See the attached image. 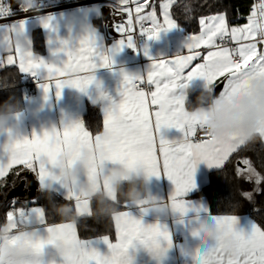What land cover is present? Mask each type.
Masks as SVG:
<instances>
[{
  "label": "snow or ice",
  "instance_id": "obj_1",
  "mask_svg": "<svg viewBox=\"0 0 264 264\" xmlns=\"http://www.w3.org/2000/svg\"><path fill=\"white\" fill-rule=\"evenodd\" d=\"M173 2L163 0L159 3L158 16L156 3H149V0H119V7L115 11L121 14V22L114 24L116 32L121 35L117 50L124 46L135 49L139 36L156 39L161 31L176 28L178 23L170 13ZM7 11V7L0 4V16ZM192 11L190 5L185 6L186 17ZM123 13H127L126 22ZM198 23L199 34L190 35L185 43L187 54L183 52L171 59L152 60L143 77L126 73L123 75L118 107L106 110L103 119V126L111 133L109 158L127 160L130 167L143 162L156 177L166 175L175 186L171 196L172 205L182 216L189 211L190 206L183 197L196 186L193 174L197 163L205 162L209 167L223 170L230 158L244 148L206 137L199 138L198 132L202 131L200 118L182 111L183 100L176 94V90L185 82L202 78L214 87H221L219 94L224 95L236 90L242 75L257 68L264 71V0L252 6L251 14L242 26H231L224 14L201 17ZM137 25L138 33L134 31ZM48 26L46 23L45 27ZM19 28L23 29V23ZM63 50L67 59L62 66L47 63L35 57L31 51L27 57L19 53L8 55L0 63L18 65L20 71L32 75L46 72L47 79L41 86L46 94L54 86L57 97L66 84L83 90L92 82V78L80 77H86L87 73L98 66L110 67L112 64L110 55L98 51L90 36L82 38L75 49ZM144 51L147 55L146 47ZM69 74L73 78L66 80ZM140 84L154 86L155 90L150 88L146 93L139 87ZM161 126L178 129L182 138L169 142L157 137V130ZM90 139L89 132L80 122L60 130L53 128L42 135L34 134L30 139L24 138L13 145L7 164H0V179L8 176L14 166H20L12 174H18L20 170H31L44 181L51 176L49 166L55 162L58 152L72 148L74 141L87 142ZM235 174L252 185L251 190L240 193L245 199L253 200L264 191L260 188L264 184V174L257 170L251 159L237 160ZM68 198L73 197L70 194ZM77 207L83 215H87L86 205L81 207L78 202ZM16 211L22 221L36 217L42 224L48 225L49 232L55 230L57 234L69 236L77 233L73 225L49 224L43 208H31L29 211L32 215L23 208ZM7 215L9 220H13L12 210L7 211ZM224 219L235 222L236 217L227 216ZM112 222L115 226L116 246H126L145 232L171 242L168 231L162 226L152 225L146 229L127 211L114 217ZM105 243L113 246L107 237ZM204 264H264V228L254 225L251 232L245 235L239 261L211 254Z\"/></svg>",
  "mask_w": 264,
  "mask_h": 264
},
{
  "label": "clouds",
  "instance_id": "obj_2",
  "mask_svg": "<svg viewBox=\"0 0 264 264\" xmlns=\"http://www.w3.org/2000/svg\"><path fill=\"white\" fill-rule=\"evenodd\" d=\"M2 43L4 59L16 53L27 57L31 51L28 39L19 30L6 33ZM9 75H0V88L8 86ZM87 77H91L92 82L83 90L66 85L79 93H87L90 86L95 85L96 93L91 103L99 106L104 113L115 110L120 100L102 88L95 70L80 78ZM72 78L69 74L65 79ZM191 90V83L185 82L176 94L183 100L182 111L200 118L204 137L246 149H253L257 144L264 148V71L257 68L242 75L236 90L224 95L216 94L215 87L205 81L195 105L187 103ZM26 115L35 117L36 110L26 111L20 101L12 97L0 104V135L3 136L0 148L10 153L13 145L24 139L22 120ZM72 124L68 118L64 127ZM168 129V126H161L157 137L167 140ZM87 131L90 141H74L72 148L58 152L55 162L50 165L51 176L41 184L40 192L53 204L51 211L56 217L49 224L75 225L77 229L87 217L108 225L114 217L125 212L127 205H133L156 218L154 224L146 225L141 219L133 217L147 229L152 225L162 226L165 219L178 213L171 198L164 201L153 196L149 184L155 175L147 164L138 162L130 167L127 160L109 158L111 133L103 123L99 128ZM57 186L65 192L63 203L54 200ZM70 194L73 198H68ZM78 202L81 207L87 206V215L78 209ZM12 211L13 220L8 219L7 212L0 215V264H145L139 259L141 249L155 264H164L170 258L172 241L153 237L148 232L134 238L126 246H116V239L110 241L108 235L103 234L98 239L105 243L107 237L113 246L105 243L107 250L101 251L85 242L78 233L69 236L57 234L55 230L49 232L48 225L42 224L36 217L22 221L16 209ZM227 216L235 217L231 214H212L210 210L193 217L192 240L182 250L190 264H204L211 254L234 262L240 260L246 233L237 228V219L229 222L224 219Z\"/></svg>",
  "mask_w": 264,
  "mask_h": 264
},
{
  "label": "crops",
  "instance_id": "obj_3",
  "mask_svg": "<svg viewBox=\"0 0 264 264\" xmlns=\"http://www.w3.org/2000/svg\"><path fill=\"white\" fill-rule=\"evenodd\" d=\"M161 2H163V0H160L159 2L149 0V3H156L158 16V5ZM259 2L260 1H255L254 4H258ZM145 11H148V9H145ZM216 14L224 13L218 12L210 15ZM172 18L174 19L173 15ZM246 18L239 22L229 24L231 26H242L246 23ZM160 19L162 20V17H160ZM21 23H23V29L19 28ZM46 23L49 25L48 27H45ZM12 29H15L16 31L19 30L28 39L30 50L35 57L43 59L47 63L56 64L57 66H62V63L67 59L63 49H75L79 46V41L82 38L88 36L92 37L95 41L97 50L110 55L112 60L110 67L98 66L95 69L96 78L101 81L102 88L109 95L113 96L117 100H120V91L123 84V75L125 73L129 75L138 74L143 77L144 75L146 76L147 69L152 63V60L171 59L178 53L183 52L184 54H187V50H185V43L190 35L199 34L200 27L195 33L184 34L177 25L176 28L161 31L156 39L149 40L144 36L140 42H137L135 49L124 46L117 50V42L120 38L107 39L105 37L102 31L99 5L90 4L55 13L0 23V60L4 59V48L2 43L3 37L6 33L13 32L11 31ZM35 29H40L43 33L45 46L43 52H37L34 49L33 31ZM145 47L147 48V55L144 51ZM149 57H151V59ZM8 67H16L25 82V78L29 73L20 71L18 69V65H9ZM4 68H7V66L0 63V70ZM33 76L36 78V83L33 86L35 94H30V91L26 92L23 108L26 111L35 109L36 116L33 117L31 115H26L23 118L22 129L24 138L30 139L34 134L42 135L45 131H51L53 128L60 130L64 127L66 119L68 118H70L73 123L80 122L83 124V115L86 112L87 107L89 105H93L91 100L96 93L95 85L90 86L87 93H79L77 90L65 85L60 90V96L57 97L54 86L47 94L41 86L47 79L46 72L41 71ZM190 83L191 89L202 91L205 80L202 78H194L190 81ZM139 87L146 93L150 90V88L152 91L155 90L154 86H148L146 84H141ZM99 109L103 123L104 112L100 107ZM181 138L182 133L178 129L170 128L167 130L166 139L168 141H179ZM194 139L196 138L194 137ZM0 143H3L2 135H0ZM9 157L10 153L5 149L0 148V164L6 165ZM17 167L20 166H14V168ZM213 169H216V167H209L205 162L197 163L193 174L196 186L183 197V199L187 201L190 206L189 211L183 216L176 213L162 222V226L167 229L172 241V247L169 249L170 258L165 261L164 264H190V261L187 260V257L183 254L182 250L192 240L190 234L192 219L195 216L203 215L205 210H210L206 197L194 194L202 186L208 183L209 173ZM49 170H51V166H49ZM27 172L30 173V176H34L35 182L41 187V184L44 183V181L39 179L37 173L31 170H27ZM149 187L154 197L164 201L169 200L175 190L174 184L167 178L166 175L163 174L159 177L153 176L150 180ZM57 189V192L65 198L64 190L59 188V186H57ZM27 207L29 215H32L29 211L31 208H43L41 205L36 203H32ZM125 211H127L132 217L141 219L146 225H151L156 222V218L153 215L145 214L137 206L127 205L125 207ZM231 215H234L238 220L237 228L239 230H243L246 234L251 232L254 225H258L248 214ZM73 226L76 227L75 225ZM98 237L100 236L83 239L85 242L92 244L101 251H106V244L102 240L98 239ZM108 237L110 241L113 242L116 239L115 235L113 238L109 235ZM139 259L144 261L145 264H155L147 252L143 249L139 252Z\"/></svg>",
  "mask_w": 264,
  "mask_h": 264
},
{
  "label": "trees",
  "instance_id": "obj_4",
  "mask_svg": "<svg viewBox=\"0 0 264 264\" xmlns=\"http://www.w3.org/2000/svg\"><path fill=\"white\" fill-rule=\"evenodd\" d=\"M155 1L159 2L160 0ZM254 2L255 0H174L171 13L182 32L191 34L199 30L198 21L201 17L213 13L223 12L230 24L243 20L250 13ZM186 5H190L193 9L188 17L184 12ZM33 42L37 52L44 51V37L40 29L33 31ZM5 73H10V75L8 86L0 88V104L12 97L19 100L23 107L26 92L30 91V87L24 85V79L16 67L0 70V75ZM200 92L192 89L188 95L187 103L195 105L197 95ZM83 124L89 130H95L102 126L99 106L89 105L87 107L83 115ZM241 158L251 159L257 170L264 174V148L257 144L253 149L244 148L239 153L234 154L223 170L220 168L211 170L208 183L194 195L206 197L213 214H248L260 227L264 228V191H261L253 200L245 199L240 194L242 191H249L241 189L240 181L242 179L235 174L236 162ZM18 168L20 167L14 168L8 176L0 180V215L14 205L28 206L36 203L43 207L47 222H54L56 217L51 211L53 204L40 192L39 184L35 182L34 176H30L27 170H20L18 174H12ZM22 180H25L23 193L10 197V191ZM260 188L264 189V184L260 185ZM54 200L63 203L64 197L57 192ZM77 233L81 238H91L103 234L113 238L115 227L113 222L106 225L85 217L84 221L77 227Z\"/></svg>",
  "mask_w": 264,
  "mask_h": 264
},
{
  "label": "built area",
  "instance_id": "obj_5",
  "mask_svg": "<svg viewBox=\"0 0 264 264\" xmlns=\"http://www.w3.org/2000/svg\"><path fill=\"white\" fill-rule=\"evenodd\" d=\"M0 4H3L8 9L3 16H0V23L55 13L90 4H98L100 9V19L102 21V31L105 37L107 39L121 38V35L117 33L114 28L115 23L121 22V14L118 11H115L116 8L119 7V0H0ZM122 15L124 22H126L127 13H123ZM134 31H137L138 33V25ZM143 37L144 36H139L137 42H140ZM35 83L36 78L33 75L28 74L25 78L24 85L30 87V94L32 95L35 94L33 90ZM198 136L199 138H205L202 132H198ZM19 208H23L28 213V207L22 205H14L11 210Z\"/></svg>",
  "mask_w": 264,
  "mask_h": 264
},
{
  "label": "water",
  "instance_id": "obj_6",
  "mask_svg": "<svg viewBox=\"0 0 264 264\" xmlns=\"http://www.w3.org/2000/svg\"><path fill=\"white\" fill-rule=\"evenodd\" d=\"M221 87H215V93L218 94L220 91ZM25 184V180H22L16 187H14L10 193L9 196L10 197H15L17 195H20L23 193V187ZM32 194V192L30 193V195Z\"/></svg>",
  "mask_w": 264,
  "mask_h": 264
},
{
  "label": "rangeland",
  "instance_id": "obj_7",
  "mask_svg": "<svg viewBox=\"0 0 264 264\" xmlns=\"http://www.w3.org/2000/svg\"><path fill=\"white\" fill-rule=\"evenodd\" d=\"M241 189L242 190H250L252 185L250 183L245 182L243 179L240 181Z\"/></svg>",
  "mask_w": 264,
  "mask_h": 264
}]
</instances>
